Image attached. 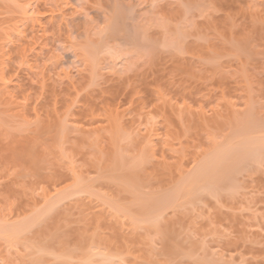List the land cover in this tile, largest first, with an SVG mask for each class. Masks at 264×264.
Returning a JSON list of instances; mask_svg holds the SVG:
<instances>
[{"label": "rangeland", "instance_id": "rangeland-1", "mask_svg": "<svg viewBox=\"0 0 264 264\" xmlns=\"http://www.w3.org/2000/svg\"><path fill=\"white\" fill-rule=\"evenodd\" d=\"M0 264H264V0H0Z\"/></svg>", "mask_w": 264, "mask_h": 264}, {"label": "bare ground", "instance_id": "bare-ground-1", "mask_svg": "<svg viewBox=\"0 0 264 264\" xmlns=\"http://www.w3.org/2000/svg\"><path fill=\"white\" fill-rule=\"evenodd\" d=\"M246 136V135H245ZM262 136V135H261ZM247 137V136H246ZM249 137V136H248ZM262 138V137H261ZM248 139V138H247ZM260 139V138H259ZM261 142V141H260ZM263 142V141H262ZM256 144V142H254ZM262 144V143H261ZM254 145V144H253ZM231 146V145H230ZM236 146V145H235ZM248 146V145H247ZM255 146V145H254ZM244 149V148H243ZM220 150V149H219ZM251 155V154H250ZM254 155V154H253ZM260 155V154H259ZM252 157V156H251ZM256 158V157H255ZM219 162V161H218ZM220 163V162H219ZM240 165V164H239ZM242 165V164H241ZM200 181V180H199ZM23 222V221H22ZM21 226V225H20ZM15 228V227H14ZM14 230V229H13ZM16 231V230H15ZM14 237V236H13Z\"/></svg>", "mask_w": 264, "mask_h": 264}]
</instances>
